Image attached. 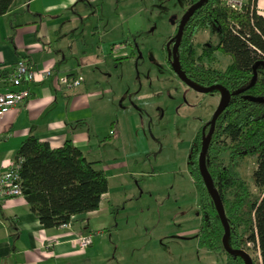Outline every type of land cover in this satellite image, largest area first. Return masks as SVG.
<instances>
[{
    "label": "rangeland",
    "instance_id": "1",
    "mask_svg": "<svg viewBox=\"0 0 264 264\" xmlns=\"http://www.w3.org/2000/svg\"><path fill=\"white\" fill-rule=\"evenodd\" d=\"M85 2L86 11L79 10L73 18L68 46L76 49L86 40L90 57L105 51L108 58L115 45H120L116 57L130 55L128 62L108 67L113 77L99 88L110 100H104L100 113V121L106 119L99 152L104 160L97 166L106 171L109 195L117 203L121 250L130 247L119 264H226L223 252L198 245L199 193L187 165L192 141L221 97L189 87L163 58L187 0ZM217 38V32L204 29L193 42L201 47ZM230 61L218 54L213 66L224 69ZM110 115L114 127L107 120ZM99 153L95 149L88 158L96 161ZM255 168L250 155L237 160V170L257 192L252 181ZM250 246L249 254L260 261L259 251Z\"/></svg>",
    "mask_w": 264,
    "mask_h": 264
},
{
    "label": "trees",
    "instance_id": "2",
    "mask_svg": "<svg viewBox=\"0 0 264 264\" xmlns=\"http://www.w3.org/2000/svg\"><path fill=\"white\" fill-rule=\"evenodd\" d=\"M199 0H190L196 3ZM15 0H0V16ZM257 0H248L242 11L231 9L225 0H208L189 20L180 48L185 74L201 85L221 84L230 92V102L219 115L210 142L206 165L222 199L230 225L229 243L234 249L249 250L253 244L264 264V15L257 12ZM217 32L215 43L197 47L192 40L200 31ZM218 54L231 58L224 68L214 67ZM257 64L256 83L248 87ZM213 92H219L214 90ZM211 121L207 123V131ZM200 127L189 149L188 170L199 193L200 226L198 245L224 253L226 264H245L241 255L226 252L224 224L208 190L199 159L203 146ZM250 155L256 160L252 181L257 192L237 170V160ZM228 156V159H227ZM22 186L25 198L45 228L72 222L80 214L99 208L109 191L106 171L88 159L71 139L54 148L36 136L20 145Z\"/></svg>",
    "mask_w": 264,
    "mask_h": 264
},
{
    "label": "crops",
    "instance_id": "3",
    "mask_svg": "<svg viewBox=\"0 0 264 264\" xmlns=\"http://www.w3.org/2000/svg\"><path fill=\"white\" fill-rule=\"evenodd\" d=\"M85 1L15 0L0 16V86L7 87L6 76L21 59L31 62L37 72V80L29 85V100L0 119V174L32 135L54 148L71 139L87 158L104 146L101 132L106 119L100 121V113L110 98L99 88L104 79L113 77L108 67L128 62L130 55L116 57L120 45H115L111 60L105 51L90 57L85 39L76 49L68 46L73 18L79 10L86 11ZM256 9L264 15V0H257ZM73 34L78 40L79 35ZM48 69L51 74L44 76ZM71 74L83 75L84 82L76 88L60 86L59 78ZM112 119L113 115L107 118L114 127ZM97 158L98 163L104 160L101 153ZM115 205L108 191L98 209L75 216L68 226L45 228L25 196L0 201V264H119L130 247L121 250ZM80 234H92V245L81 249ZM132 245L131 249L137 243Z\"/></svg>",
    "mask_w": 264,
    "mask_h": 264
},
{
    "label": "built area",
    "instance_id": "4",
    "mask_svg": "<svg viewBox=\"0 0 264 264\" xmlns=\"http://www.w3.org/2000/svg\"><path fill=\"white\" fill-rule=\"evenodd\" d=\"M226 4L233 10L242 11L248 0H225ZM44 76H49L51 70H45ZM37 80V72L31 62L21 59L7 74L5 82L7 87L0 86V119L12 111L17 105L29 100L31 91L29 85ZM85 78L80 74L63 75L59 78V85L76 88ZM22 157L11 161L9 166L0 174V201L10 198L24 196L22 176L20 173ZM64 224V226H68ZM79 247L86 249L93 243L92 234H80L77 237Z\"/></svg>",
    "mask_w": 264,
    "mask_h": 264
},
{
    "label": "water",
    "instance_id": "5",
    "mask_svg": "<svg viewBox=\"0 0 264 264\" xmlns=\"http://www.w3.org/2000/svg\"><path fill=\"white\" fill-rule=\"evenodd\" d=\"M207 1L208 0H199L197 3L193 4L187 10V12L184 14V16L181 20L180 26H179L178 33L176 35V45H175L174 50H173L174 51V61H173L172 67H173L175 73L179 76V78L182 81H184L187 85L192 87L193 89H195L199 92H203V93L211 92L214 90H219L221 93V100H220L219 106H218L217 110L215 111V113L213 114V117L211 119V128H210L208 134H204V136H203V146H202V151L200 153L199 165H200V170L202 172L204 180L206 182V185L208 187V190H209V192H210V194L214 200V203H215V206L218 210L219 216H220V218L224 224V227H225V234L223 236L224 249L226 250V252H228L230 254L241 255L245 260V264H254V260H253L252 256L249 254V252H247L244 249H234L230 246V243H229L230 225H229L228 219H227L226 214H225V209H224V205H223L222 199L220 197V194L214 185L212 176H211V174L207 168V165H206V156H207L209 144L211 142V139H212L214 131H215L216 121H217L219 115L227 108V106L230 102V92L225 86H223L221 84H214V85H211L208 87L195 84L192 80H190L186 76V74L182 70V68L180 66L179 59L176 55L177 47H178V45L182 39L186 23L193 16L195 11L198 8L202 7ZM256 68H257V64L254 66V75H253L252 81L248 87H251L256 83V80L258 77ZM251 99L253 101H256V102H264V98H262V97H251ZM29 192H30L29 189L25 190L26 194H28Z\"/></svg>",
    "mask_w": 264,
    "mask_h": 264
},
{
    "label": "flooded vegetation",
    "instance_id": "6",
    "mask_svg": "<svg viewBox=\"0 0 264 264\" xmlns=\"http://www.w3.org/2000/svg\"><path fill=\"white\" fill-rule=\"evenodd\" d=\"M197 3V2H196ZM193 4H195V3H193ZM193 4H191L190 3V0H187V3H186V6H185V8H184V11H183V14L181 15V17H179V18H177L176 19V27H175V30L172 32V36H171V38L168 40V42H167V44H166V47H165V49L163 50V58H164V60L166 61V63H168L169 64V66H170V69H171V71L179 78V76L175 73V71H174V69H173V67H172V64H173V61H174V47H175V45H176V35H177V33H178V30H179V26H180V23H181V20H182V18H183V16H184V14L187 12V10L193 5ZM201 8V7H200ZM199 9V8H198ZM197 9V10H198ZM196 10V11H197ZM195 11V12H196ZM195 14V13H194ZM193 14V15H194ZM193 17V16H192ZM191 17V18H192ZM190 18V19H191ZM189 19V20H190ZM189 20H188V22H189ZM188 22L186 23V26H187V24H188ZM186 26H185V29H184V32H183V35H184V33H185V30H186ZM195 38V37H194ZM194 40V39H193ZM193 40H192V42H193ZM182 41H183V36H182V39H181V41H180V43H179V45H178V47H177V51H176V55H177V57H178V59H179V62H180V48H181V43H182ZM193 44H194V42H193ZM206 44H208V42L206 43ZM205 44V45H206ZM195 45V44H194ZM195 46H197V47H200V46H198V45H195ZM201 47H203V46H201ZM180 66H181V63H180ZM182 68V67H181ZM183 70V69H182ZM184 71V70H183ZM185 73V72H184ZM187 76V75H186ZM188 77V76H187ZM189 78V77H188ZM180 79V78H179ZM190 79V78H189ZM181 80V79H180ZM190 80H192V79H190ZM182 81V80H181ZM193 81V80H192ZM184 82V81H183ZM194 82V81H193ZM185 83V82H184ZM195 83V82H194ZM186 84V83H185ZM195 84H197V83H195ZM198 85H200V86H205V87H208V86H211V85H201V84H198ZM212 85H214V84H212ZM189 86V85H188ZM190 87V86H189ZM192 88V87H191ZM193 89V88H192ZM195 90V89H194ZM197 91V90H196ZM199 92V91H198ZM213 92V91H212ZM217 93H219V95H220V97H221V93H220V91L219 92H217ZM221 100V99H220ZM213 117V116H212ZM212 117H211V119H212ZM211 119H209L208 121H205V122H203L202 123V125H204L205 127H204V129H203V136H204V134H208V132H209V130H210V128H211V124H210V128L208 129V131H207V123H209L210 121H211ZM218 120V119H217ZM216 123H217V121H216ZM201 125V126H202ZM200 126V127H201ZM207 126V127H206ZM200 129V128H199ZM215 129H216V126H215ZM215 132V131H214ZM212 140V139H211ZM210 145V144H209ZM247 251V250H246ZM248 252V251H247Z\"/></svg>",
    "mask_w": 264,
    "mask_h": 264
}]
</instances>
